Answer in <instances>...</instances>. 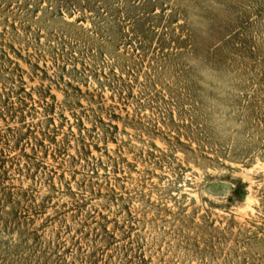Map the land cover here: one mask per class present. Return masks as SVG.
<instances>
[{"label": "rangeland", "instance_id": "374dc122", "mask_svg": "<svg viewBox=\"0 0 264 264\" xmlns=\"http://www.w3.org/2000/svg\"><path fill=\"white\" fill-rule=\"evenodd\" d=\"M0 264H264V0H0Z\"/></svg>", "mask_w": 264, "mask_h": 264}, {"label": "trees", "instance_id": "16d2710c", "mask_svg": "<svg viewBox=\"0 0 264 264\" xmlns=\"http://www.w3.org/2000/svg\"><path fill=\"white\" fill-rule=\"evenodd\" d=\"M78 92H80V90H78ZM246 188H247V186L246 185H241L236 191H235V193H236V195L237 194H240V193H242V192H244V191H246ZM23 210H24V208H23ZM24 212H26V210H24Z\"/></svg>", "mask_w": 264, "mask_h": 264}]
</instances>
